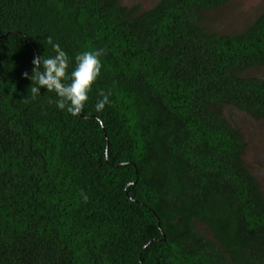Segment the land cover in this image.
<instances>
[{
  "label": "trees",
  "instance_id": "obj_1",
  "mask_svg": "<svg viewBox=\"0 0 264 264\" xmlns=\"http://www.w3.org/2000/svg\"><path fill=\"white\" fill-rule=\"evenodd\" d=\"M227 1L0 0V264H264V192L219 110L264 118V77L243 75L264 66V13L202 26ZM49 36L73 61L103 50L78 116L23 77Z\"/></svg>",
  "mask_w": 264,
  "mask_h": 264
},
{
  "label": "rangeland",
  "instance_id": "obj_2",
  "mask_svg": "<svg viewBox=\"0 0 264 264\" xmlns=\"http://www.w3.org/2000/svg\"><path fill=\"white\" fill-rule=\"evenodd\" d=\"M161 0H120L130 9L138 12L149 10ZM264 13V0H228L221 7L201 13L202 26L219 34H239L245 31L259 16ZM245 77H264V66L252 68L243 73ZM222 114L239 129L247 142L243 156L244 163L255 176L264 192V118L251 115L234 106L219 107ZM197 228L211 237L210 229L198 223Z\"/></svg>",
  "mask_w": 264,
  "mask_h": 264
},
{
  "label": "clouds",
  "instance_id": "obj_3",
  "mask_svg": "<svg viewBox=\"0 0 264 264\" xmlns=\"http://www.w3.org/2000/svg\"><path fill=\"white\" fill-rule=\"evenodd\" d=\"M47 43L54 50V55H34L31 74L24 72L23 77L31 80V96L36 99L41 95V89L54 92V101L59 110L78 116L89 101V93L94 83L101 76L103 50H86L75 55L74 61L59 43L47 38ZM71 69V70H70ZM111 93L101 92L95 104L97 112L110 104ZM83 195V194H82ZM87 200V196H84Z\"/></svg>",
  "mask_w": 264,
  "mask_h": 264
}]
</instances>
